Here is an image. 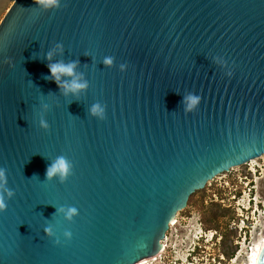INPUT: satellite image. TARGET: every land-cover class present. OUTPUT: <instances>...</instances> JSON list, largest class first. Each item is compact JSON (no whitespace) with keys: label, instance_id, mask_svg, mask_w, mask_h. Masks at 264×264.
I'll return each mask as SVG.
<instances>
[{"label":"water","instance_id":"1","mask_svg":"<svg viewBox=\"0 0 264 264\" xmlns=\"http://www.w3.org/2000/svg\"><path fill=\"white\" fill-rule=\"evenodd\" d=\"M57 61H77L88 89L65 96L46 78ZM189 93L201 101L186 113ZM96 102L104 120L88 114ZM61 155L72 175L46 181ZM262 156L264 0H61L47 11L15 0L2 19L0 167L15 195L0 211V264H134L162 249L195 191ZM61 206L78 214L54 215Z\"/></svg>","mask_w":264,"mask_h":264},{"label":"rangeland","instance_id":"2","mask_svg":"<svg viewBox=\"0 0 264 264\" xmlns=\"http://www.w3.org/2000/svg\"><path fill=\"white\" fill-rule=\"evenodd\" d=\"M14 1L0 0V23ZM250 163L216 176L189 197L186 207L175 216L178 223L166 232L167 250L157 264H218V261L234 264L232 260L244 237L249 244L254 226L258 222L264 226V157L257 158L255 164ZM256 195L260 197L258 204L253 201ZM190 224L194 230H202L203 236L212 231V240L205 237L190 248L192 242L187 232ZM259 228L255 237L261 232ZM176 252L187 253L186 262L180 261Z\"/></svg>","mask_w":264,"mask_h":264},{"label":"clouds","instance_id":"3","mask_svg":"<svg viewBox=\"0 0 264 264\" xmlns=\"http://www.w3.org/2000/svg\"><path fill=\"white\" fill-rule=\"evenodd\" d=\"M38 7L42 10H53L57 9L60 6L61 0H36ZM63 45L57 44L56 50H62ZM54 52L47 53L46 59L49 61L52 60ZM213 62L224 66L226 61L223 57L215 56L212 58ZM104 66L112 67L115 63V58L112 56H106L102 61ZM78 62L72 61L69 63H64L61 61L51 62L47 64L50 75H47L46 78L53 80L60 89L63 90V94L65 96L72 94L73 96H79V94L88 89L89 82L84 79L82 74H77ZM127 64H120L119 69L121 72L127 70ZM69 77L71 79H65ZM201 97L195 93H189L186 95H182L181 105L184 107V111L192 112L194 111L198 105L200 104ZM42 113L40 114L39 125L43 129H47L49 124L44 118V113L49 110V106L47 104H42ZM88 114L92 117H95L99 120H104L106 117V106L101 104L100 102H96L90 106L88 109ZM73 172V163L67 159L65 156H57L54 160H52L48 166L46 167V181H52L53 179H58L60 183H64ZM33 177H36L35 175ZM32 177V178H33ZM8 178H7V170L5 168L0 167V211H4L7 208V203L5 197L11 199L15 192L7 187ZM62 214L64 219L68 221H72L73 218L78 214V209L76 207H66L61 206L56 208V212ZM45 231L55 235L54 229L51 225L44 228ZM64 235L66 237H71L70 232H65ZM59 243V240L56 241Z\"/></svg>","mask_w":264,"mask_h":264},{"label":"bare ground","instance_id":"4","mask_svg":"<svg viewBox=\"0 0 264 264\" xmlns=\"http://www.w3.org/2000/svg\"><path fill=\"white\" fill-rule=\"evenodd\" d=\"M264 157V156H262ZM263 159V158H262ZM257 159H254L252 161H250V164H255ZM234 170V169H233ZM258 182V181H257ZM258 186H256L257 188ZM246 197V196H245ZM259 199L260 197L258 195H256L255 198H253V201L258 204L259 203ZM246 205V204H245ZM248 205V204H247ZM257 207V206H255ZM246 208V206L244 207V209ZM247 210V209H245ZM256 212L259 211V208H256L255 210ZM263 212V211H262ZM261 213V212H259ZM177 213L174 214L172 220H174L172 223H169V228L170 229H174V227L176 226V224L178 223L177 221V217L176 216ZM262 216V215H261ZM257 221V220H256ZM262 223V222H260ZM256 224V223H255ZM258 226L261 227L259 229H261V232L259 234L258 237H255V233L256 230L258 231ZM199 231V232H198ZM187 232L189 234L188 240H190L192 243V246L190 248L193 247V245L196 243V241H199L200 239H203L205 237L209 238V241L212 240L213 238V232L211 231L209 234H206V236L201 235L202 230L200 231L198 228L196 230H194L193 226H191V224L187 227ZM258 232V233H259ZM252 237H251V242L249 244H247V239L246 236L244 237V239L241 241L240 247H239V252L237 253L236 257L232 260V262L234 264H258L259 263V259L261 256V253L264 249V226L259 224V222L256 224V226H254V231L252 230ZM167 235V234H166ZM165 238L163 240H161L158 244L162 245V249L155 255L150 256L148 258L142 259L134 264H157L156 262L159 261V259L162 257V255L165 253V251L167 250V238ZM208 235V236H207ZM168 237V236H167ZM178 238V237H177ZM186 238V237H185ZM174 239V238H173ZM186 240V239H185ZM187 242V240H186ZM172 243V242H171ZM170 243V244H171ZM178 244V242H177ZM178 246V245H176ZM181 247V246H180ZM183 247V246H182ZM170 248V247H169ZM190 249L187 251L189 252ZM185 252V251H184ZM177 254V258L182 262H186V255L187 253H180V252H176ZM188 257V255H187Z\"/></svg>","mask_w":264,"mask_h":264},{"label":"flooded vegetation","instance_id":"5","mask_svg":"<svg viewBox=\"0 0 264 264\" xmlns=\"http://www.w3.org/2000/svg\"><path fill=\"white\" fill-rule=\"evenodd\" d=\"M218 264H220V261H218Z\"/></svg>","mask_w":264,"mask_h":264}]
</instances>
